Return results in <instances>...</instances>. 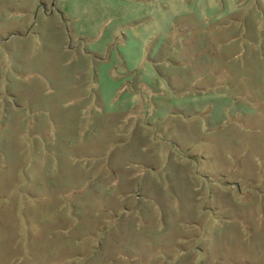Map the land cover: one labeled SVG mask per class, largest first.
<instances>
[{
	"label": "rangeland",
	"instance_id": "374dc122",
	"mask_svg": "<svg viewBox=\"0 0 264 264\" xmlns=\"http://www.w3.org/2000/svg\"><path fill=\"white\" fill-rule=\"evenodd\" d=\"M0 264H264V0H0Z\"/></svg>",
	"mask_w": 264,
	"mask_h": 264
}]
</instances>
